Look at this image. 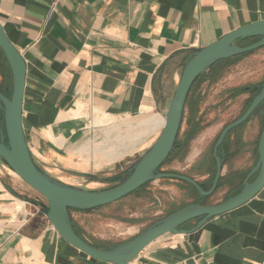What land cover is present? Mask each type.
Instances as JSON below:
<instances>
[{
	"label": "crops",
	"instance_id": "1",
	"mask_svg": "<svg viewBox=\"0 0 264 264\" xmlns=\"http://www.w3.org/2000/svg\"><path fill=\"white\" fill-rule=\"evenodd\" d=\"M261 20L264 0H0V24L26 65L22 128L34 164L86 189L108 167L143 155L162 130L187 57ZM0 72L10 74L1 51ZM196 174L189 177L205 184ZM45 207L0 160V264H108L65 242ZM73 211L78 234L101 246L74 224ZM195 226L160 237L130 264H264V187Z\"/></svg>",
	"mask_w": 264,
	"mask_h": 264
},
{
	"label": "water",
	"instance_id": "2",
	"mask_svg": "<svg viewBox=\"0 0 264 264\" xmlns=\"http://www.w3.org/2000/svg\"><path fill=\"white\" fill-rule=\"evenodd\" d=\"M257 39L239 46L245 40ZM264 48V20L236 29L205 48L192 52L185 60L179 82L164 116L160 134L153 145L132 166L125 178L112 188L91 191L60 183L41 172L34 164L25 141L22 128V103L25 88L26 65L15 47L10 43L0 24V51L10 70L11 94L0 89V114L4 123L0 127V160L28 187L46 202L47 222L69 245L89 258L108 264H130L152 242L166 234H187L183 226L196 221L199 229L208 220L230 212L255 197L264 187V125L258 141V160L242 181L240 191L216 205L191 203L151 225L132 240L105 249L92 245L78 235L73 228L69 210L91 211L115 203L149 182L175 179L188 184L200 198H209L217 190L221 179L224 159L219 148L227 135L244 124L264 102V82L244 113L228 124L220 133L214 148L215 174L208 190L194 179L178 174L164 173L161 167L173 152L180 130L188 95L196 82L216 63Z\"/></svg>",
	"mask_w": 264,
	"mask_h": 264
},
{
	"label": "rangeland",
	"instance_id": "3",
	"mask_svg": "<svg viewBox=\"0 0 264 264\" xmlns=\"http://www.w3.org/2000/svg\"><path fill=\"white\" fill-rule=\"evenodd\" d=\"M254 40L256 39L246 40L242 45L247 46ZM263 81L264 48L244 56L222 60L216 63L210 72L202 75L188 95L177 136V148L161 171L188 177L197 173L196 178L200 182L204 181L208 187L211 186L214 175L208 173L207 179L202 178L207 172H213L215 169L214 145L221 131L243 114L253 96L252 93L258 92L257 87ZM0 89L10 96L12 85L8 72L5 75L0 72ZM3 123L0 114V127ZM263 125L264 112L252 116L230 134L228 142L231 149L223 166V170L228 173L224 174L220 187L213 196L199 197V200L195 201L188 187L181 181L160 179L149 182L142 189L115 203L90 211L88 218H80L78 212L73 211L71 215L74 224L83 225L91 239L101 243L100 247H114L132 240L168 214L191 202L202 205L224 202L228 196L240 191L245 178V175L240 176V173L243 170L249 171L256 164L258 141ZM94 149H99L98 143H94ZM141 156L142 153L124 159L108 167L107 173H98L97 182L85 185V190L100 191L112 188L127 176ZM207 163L210 165H206ZM36 195L41 197L37 193Z\"/></svg>",
	"mask_w": 264,
	"mask_h": 264
},
{
	"label": "trees",
	"instance_id": "4",
	"mask_svg": "<svg viewBox=\"0 0 264 264\" xmlns=\"http://www.w3.org/2000/svg\"><path fill=\"white\" fill-rule=\"evenodd\" d=\"M249 53H251V52H249ZM249 53H246V54H249ZM246 54H243V55H241V56H244V55H246ZM214 68V66L208 71V72H210L212 69ZM204 75V74H203ZM201 77V76H200ZM199 77V78H200ZM197 80H199V79H197ZM264 82V81H263ZM262 82V83H263ZM261 83V84H262ZM260 84V85H261ZM195 85V84H194ZM194 85H193V87H194ZM260 85L257 87V89L260 87ZM253 94V96H252V98H251V100L249 101V103H248V106H249V104L251 103V101H252V99H253V97L257 94V92H253L252 93ZM247 122V121H246ZM245 122V123H246ZM234 130H232L228 135H227V137L225 138V140H224V144H223V146L221 147V148H219V151L220 152H222L221 153V157L224 159V164H225V161H226V159H227V156L229 157V150L231 149L230 148V145H229V142H228V138H229V136H230V134L233 132ZM177 145H178V141H177V139H176V142H175V146H174V150H173V152L176 150V148H177ZM227 152V154L225 155L224 154V152ZM173 152H172V154H173ZM172 154L169 156V158L164 162V164L162 165V167L165 165V164H167V162L170 160V158H171V156H172ZM213 162H214V164H215V160L213 159ZM206 165H210L209 163H207ZM161 167V168H162ZM192 171H197V170H192ZM214 171H215V169H213V172L211 171H209V172H207V174L209 173V174H211V176H213L214 175ZM242 176V175H241ZM246 176V175H245ZM222 179V178H221ZM221 179H220V181H221ZM212 181H213V177H212V179H211V184H212ZM220 181H219V183H218V186H217V189L220 187ZM183 184H185L187 187H188V189L190 190V192L192 193V195L194 196V198H195V201L196 200H199V196L196 194V192L194 191V189L192 188V187H190L188 184H186V183H184V182H182ZM210 184V185H211ZM147 185V184H146ZM203 189H205V190H208L209 188H210V186L208 187L206 184H199ZM145 186V185H144ZM143 186V187H144ZM142 187V188H143ZM142 188H140V189H142ZM239 192V191H238ZM237 192V193H238ZM134 193V192H133ZM236 193V194H237ZM235 195V194H234ZM228 197H230V196H228ZM194 203V202H193ZM100 208V207H99ZM97 209V208H96ZM71 211H73V210H69V213L71 212ZM170 214H172V213H170ZM170 214H168L167 216H169ZM166 216V217H167ZM73 223V222H72ZM73 228H74V231L78 234V232L76 231V229H75V227H74V225H73ZM79 235V234H78ZM93 246H95V247H97V248H100V249H105V248H109V247H107V246H102V247H100L99 245H95V244H92Z\"/></svg>",
	"mask_w": 264,
	"mask_h": 264
},
{
	"label": "flooded vegetation",
	"instance_id": "5",
	"mask_svg": "<svg viewBox=\"0 0 264 264\" xmlns=\"http://www.w3.org/2000/svg\"><path fill=\"white\" fill-rule=\"evenodd\" d=\"M246 41V40H245ZM245 41H243V42H245ZM255 41H257V39L256 40H254L253 42H255ZM243 42H241L240 44H239V46H246V45H242V43ZM252 42V43H253ZM218 64V63H217ZM215 66V65H214ZM202 76V75H201ZM199 79V78H198ZM198 80H196V82H197ZM196 82L194 83V84H196ZM248 89V88H247ZM2 92H3V90H1ZM252 92V91H251ZM4 93V92H3ZM5 95H7V92L6 93H4ZM247 107H248V105L246 106V109H247ZM245 109V110H246ZM264 112V102H262L260 105H259V107L255 110V112L252 114V116H254V115H256V114H259V113H263ZM244 113V112H243ZM251 116V117H252ZM250 117V118H251Z\"/></svg>",
	"mask_w": 264,
	"mask_h": 264
}]
</instances>
